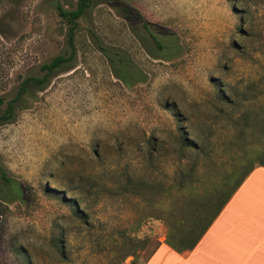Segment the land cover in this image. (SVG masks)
Listing matches in <instances>:
<instances>
[{"label":"rangeland","instance_id":"1","mask_svg":"<svg viewBox=\"0 0 264 264\" xmlns=\"http://www.w3.org/2000/svg\"><path fill=\"white\" fill-rule=\"evenodd\" d=\"M67 32L50 0H0V98L56 56L66 69L0 126V168L22 192L4 202L0 181V264H117L120 231L146 236L148 252L167 225L137 231L136 219L143 207H171L165 189L195 162L183 137L222 162L205 180L186 178L185 204L227 170L228 116L264 113V0H90L70 42ZM217 89L231 101L221 111ZM126 177L146 199L147 187L162 188L156 204L123 189ZM59 233L63 259L51 244Z\"/></svg>","mask_w":264,"mask_h":264},{"label":"trees","instance_id":"2","mask_svg":"<svg viewBox=\"0 0 264 264\" xmlns=\"http://www.w3.org/2000/svg\"><path fill=\"white\" fill-rule=\"evenodd\" d=\"M51 4L59 17L68 27V37L70 42L71 31L75 22L83 15L84 11L89 7L90 0H50ZM120 6V5H119ZM123 12H128L124 7H121ZM154 40V37L151 36ZM64 58L56 56L50 61L41 64L38 67L39 76H25L20 80L19 84L9 91L4 97L0 98V105L3 109L0 111V126L10 123L17 110L25 109L26 102L35 97V94L42 91L49 83V81L61 71L63 68ZM116 78L122 81L126 86L127 79L120 70L114 72ZM217 109L221 111V107L230 105L231 101L219 89L216 91ZM228 125L232 129V135L227 143H221L222 148L230 151V158L227 162V170L219 177L217 182L212 184L209 192H206L197 199L188 200L185 204L182 202V185L189 176H197L200 179H207L213 170L220 166L222 162L212 161L209 158L210 153L207 152L206 146L202 143H196L188 137H183L182 146L186 151L187 157L195 159L191 165H184L176 173L177 184L176 188L168 187L165 189L166 194L173 197L171 207H166L165 210L160 207H143L140 211L135 224V229L138 231L140 227L149 220H160L166 223L167 231L164 235L163 243L170 249L177 253L191 250L198 242L200 237L216 218L220 210L225 206L233 193L241 185L248 174L255 168H264V113L260 112V116L250 117L249 114L244 113L239 117L231 115L228 116ZM235 148L229 146L236 144ZM153 148L149 145L147 154ZM202 160L203 163H198L197 160ZM198 163V165H197ZM229 169V170H228ZM175 181V178L173 179ZM0 181L6 187V191L2 196L4 202H12L13 199H20L21 188L18 184L11 181L0 168ZM143 185L130 181L128 177L123 182L124 188L128 193L140 198V203L145 202L149 205H155V196L158 190H162L158 185L147 187V192H152V197L148 199L143 198L138 189L141 190ZM145 188V186H143ZM159 195V192H158ZM180 201V203H178ZM79 203V202H78ZM78 203L74 204L75 206ZM74 218L85 224V214L79 207H73ZM169 218V219H168ZM61 233L52 240V247L55 249L60 259L64 258V244L61 239ZM133 242L134 247L127 248L126 243ZM148 238L132 239L123 231L119 232V236L112 242L110 252L120 254L117 264H124L126 257H131L130 264H144L151 253L155 250L158 243L146 252ZM143 252V257L138 260L136 253ZM111 262V259L109 263Z\"/></svg>","mask_w":264,"mask_h":264},{"label":"crops","instance_id":"3","mask_svg":"<svg viewBox=\"0 0 264 264\" xmlns=\"http://www.w3.org/2000/svg\"><path fill=\"white\" fill-rule=\"evenodd\" d=\"M163 241L144 264H264V168L248 174L191 250Z\"/></svg>","mask_w":264,"mask_h":264}]
</instances>
